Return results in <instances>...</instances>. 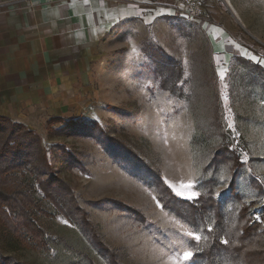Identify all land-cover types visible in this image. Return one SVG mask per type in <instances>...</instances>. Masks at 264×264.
Returning <instances> with one entry per match:
<instances>
[{"label":"rangeland","instance_id":"1","mask_svg":"<svg viewBox=\"0 0 264 264\" xmlns=\"http://www.w3.org/2000/svg\"><path fill=\"white\" fill-rule=\"evenodd\" d=\"M137 1L143 4L140 9H160L148 4L161 0ZM178 1L162 3L166 8L161 10H169L171 17L155 15L153 22L138 18L135 32L104 41L91 65L85 95L57 109L24 111L23 117L12 119L40 137L53 173L72 190L75 204L103 236L115 256L112 263L199 264L192 242L206 239L202 229L163 207L157 190L135 176L141 171L134 162L132 166L111 154L112 138L159 172L179 199L195 200L205 191L203 182L216 175V197L226 212L241 208L232 186L243 203L257 202V215L264 207V59L258 54L264 53V0H198L204 18L231 30L228 40L241 49L235 54L245 51L253 58L233 56L223 63L214 55L206 27L188 23L173 10ZM161 63H176L175 69L161 71ZM173 72L178 78L169 81ZM56 116L60 120L52 121ZM80 123L96 124L104 137L74 132ZM224 137L240 165L221 161L218 166L215 162L218 171L208 170ZM35 196L50 213L37 220L51 251L27 249L2 237L4 255L20 264H109L39 190Z\"/></svg>","mask_w":264,"mask_h":264},{"label":"trees","instance_id":"2","mask_svg":"<svg viewBox=\"0 0 264 264\" xmlns=\"http://www.w3.org/2000/svg\"><path fill=\"white\" fill-rule=\"evenodd\" d=\"M173 64L169 65L170 71L175 69L176 63ZM169 66L161 63L158 67L162 71L169 70ZM177 78V73L173 72L168 80ZM216 104L215 112L218 114L220 108L218 102ZM53 120L59 121L60 118H52ZM217 124L221 128L219 118ZM73 131L81 136L97 134L96 136L104 137L96 124L89 126L80 123ZM110 141L114 143L110 144L113 145V148L110 146L111 154L129 164L135 163L141 171L136 172L135 176L157 190L158 199L166 210L188 225L203 230L206 239L192 242L195 261L199 264H264V207L257 215L254 211L257 202L243 203V196L232 186L231 192L237 203L241 202V208L226 212L216 197L219 184L216 175L203 182L205 191L195 200L179 199L163 181L159 172L140 161L125 144L113 138ZM233 152L224 137L215 148L208 170L218 171L217 166L221 161L239 167V158L235 157ZM125 153L127 155H123ZM64 158L73 160L74 157L65 155ZM76 163L74 160L73 164ZM52 170L51 163L42 151L40 137L24 124L0 117V238H11L20 246L41 253L51 251L47 233L37 220L39 215L50 216L42 201L35 196V192L39 190L46 201L67 220L75 223L82 234L89 237L97 252L106 258L109 264H117L112 263L115 256L110 254L103 236L95 229L88 215L75 204L72 190ZM261 192L264 194L263 190ZM0 264L20 263L0 250Z\"/></svg>","mask_w":264,"mask_h":264},{"label":"crops","instance_id":"3","mask_svg":"<svg viewBox=\"0 0 264 264\" xmlns=\"http://www.w3.org/2000/svg\"><path fill=\"white\" fill-rule=\"evenodd\" d=\"M128 1L0 0L6 4L0 6V117L57 109L85 95L91 65L107 38L135 32L138 18L153 22L155 15L172 16L169 10L140 9L142 3ZM220 25H205L217 60L253 59L245 51L235 54L240 47L228 40L231 30Z\"/></svg>","mask_w":264,"mask_h":264},{"label":"built area","instance_id":"4","mask_svg":"<svg viewBox=\"0 0 264 264\" xmlns=\"http://www.w3.org/2000/svg\"><path fill=\"white\" fill-rule=\"evenodd\" d=\"M109 1V0H108ZM113 3L116 4H123L128 3L127 1L123 0H110ZM130 4V2H129ZM5 3H1L0 6H5ZM143 5V4H142ZM148 6L151 8H166L163 4H155V3H149ZM21 7L17 8V10H20ZM173 10L184 17V19L190 23L194 24L200 28L203 29V26L209 24V25H219L216 22H214L211 19H206L201 15V8L198 0H179L178 3L173 7ZM259 56L264 59V53L258 52Z\"/></svg>","mask_w":264,"mask_h":264},{"label":"snow or ice","instance_id":"5","mask_svg":"<svg viewBox=\"0 0 264 264\" xmlns=\"http://www.w3.org/2000/svg\"><path fill=\"white\" fill-rule=\"evenodd\" d=\"M189 235H192L191 233H189ZM197 240L200 239V237H195ZM192 254L191 253H187L186 256L190 257Z\"/></svg>","mask_w":264,"mask_h":264},{"label":"bare ground","instance_id":"6","mask_svg":"<svg viewBox=\"0 0 264 264\" xmlns=\"http://www.w3.org/2000/svg\"><path fill=\"white\" fill-rule=\"evenodd\" d=\"M226 1H229V0H226Z\"/></svg>","mask_w":264,"mask_h":264}]
</instances>
